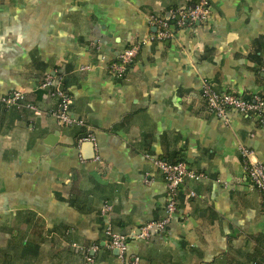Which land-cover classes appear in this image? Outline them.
Instances as JSON below:
<instances>
[{
	"label": "crops",
	"instance_id": "0c3cea01",
	"mask_svg": "<svg viewBox=\"0 0 264 264\" xmlns=\"http://www.w3.org/2000/svg\"><path fill=\"white\" fill-rule=\"evenodd\" d=\"M192 5L0 0V95L23 93L39 111L0 106V264H86L87 255L94 264H264V198L240 153L264 161V123L229 112L224 124L201 97L203 82L264 95V0H210L205 23L172 25L173 37L142 46L122 79L107 72L155 33L151 16ZM47 73L63 77L92 147L78 143L85 130L48 114ZM146 155L205 175L185 181L167 230L147 240L137 236L162 219L166 186ZM108 226L128 237L126 261L103 247ZM93 245L96 254L77 248Z\"/></svg>",
	"mask_w": 264,
	"mask_h": 264
},
{
	"label": "built area",
	"instance_id": "2783aa9c",
	"mask_svg": "<svg viewBox=\"0 0 264 264\" xmlns=\"http://www.w3.org/2000/svg\"><path fill=\"white\" fill-rule=\"evenodd\" d=\"M193 6L179 7L169 10L165 17H150V24L156 27L155 33L149 38L136 43L119 55L117 60L112 62L108 68V75L112 78L121 79L127 72L128 67L135 61L139 50L144 45H149L154 41H165L173 37L172 21L175 20V28H192L197 24L205 23L211 16L210 0H194ZM88 68H83L86 70ZM62 76L46 74L44 81L40 85L43 89L48 91V96L57 101V108L50 110L48 114L62 127L77 126L86 130L87 135L78 140L79 144L84 142L93 143L95 138L91 132L90 126L85 123L83 119L74 118L70 114L72 106V99L62 89ZM201 97L205 102L206 109L215 117L221 119L224 124L228 123L227 115L229 112H235L240 115H252L264 121V95L254 94L249 99L243 98L240 95L228 92H217L213 87L203 82L201 87ZM0 106L5 108L21 107L32 110L38 114L39 111L34 105L25 102V95L20 92H12L0 95ZM241 157L243 159L246 176L249 180L250 187L257 191L264 198V161L256 160L252 152L241 148ZM154 167L161 173L166 186V203L164 207V215L162 219L150 222L141 228L140 235L137 238L147 240L151 233H163L167 230L173 217L178 212L177 198L179 190L187 180L199 181L205 178L201 172L191 169L185 162L172 164L160 158H150ZM98 160V158H95ZM149 183L148 180L145 181ZM193 196V194H191ZM110 208L103 206L102 213L106 215ZM106 240L103 244L105 249L115 250L118 258L122 261L127 260V243L128 237L125 235L114 233L108 226L105 228ZM83 252L96 254L99 250L98 245H93L89 249L77 247ZM138 258L127 260V264H138ZM94 256L86 257V264H94Z\"/></svg>",
	"mask_w": 264,
	"mask_h": 264
},
{
	"label": "trees",
	"instance_id": "16d2710c",
	"mask_svg": "<svg viewBox=\"0 0 264 264\" xmlns=\"http://www.w3.org/2000/svg\"><path fill=\"white\" fill-rule=\"evenodd\" d=\"M194 2H195V1L193 0V5H194ZM193 5H192V6H193ZM171 23H172L171 25L175 26V20H173ZM132 64H133V63H132ZM132 64H131V65H132ZM131 65H130V66H131ZM130 66H129V67H130ZM129 67H128V68H129ZM127 71H128V69H127ZM126 73H127V72H126ZM126 73H125V75H126ZM55 75H58V74H55ZM125 75H124V76H125ZM45 76H46V75H45ZM45 76L43 77L42 82L44 81ZM124 76H123V77H124ZM123 77H122V78H123ZM122 78H121V79H122ZM42 82H41V84H42ZM62 85H63V77H62V84H61V86H62ZM63 91H64V90H63ZM64 92H65V91H64ZM243 98H244V97H243ZM249 98H250V97H249ZM249 98H246V99H249ZM55 102H56V105H55V108H53L54 110L57 108V101H55ZM70 109H71V108H70ZM258 122L260 123V120H259V119H258ZM263 123H264V121H263ZM263 123H262V124H263ZM80 129H82L83 131L85 130V129H83V128H80ZM86 135H87V132H86V130H85L84 132H82V133L79 134L77 140H79V139H81V138H84ZM165 161H166V160H165ZM166 162H169V161H166ZM179 162H184V161H170L169 163L176 164V163H179ZM87 256H89V255H87ZM87 256H86V257H87ZM86 257H85V263H86Z\"/></svg>",
	"mask_w": 264,
	"mask_h": 264
},
{
	"label": "water",
	"instance_id": "95a60500",
	"mask_svg": "<svg viewBox=\"0 0 264 264\" xmlns=\"http://www.w3.org/2000/svg\"><path fill=\"white\" fill-rule=\"evenodd\" d=\"M86 144V143H85ZM86 145H91V147H92V143H88V144H86Z\"/></svg>",
	"mask_w": 264,
	"mask_h": 264
}]
</instances>
